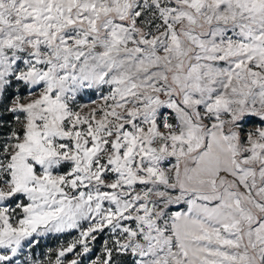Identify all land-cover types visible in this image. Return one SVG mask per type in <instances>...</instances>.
I'll list each match as a JSON object with an SVG mask.
<instances>
[{
  "label": "snow or ice",
  "instance_id": "obj_1",
  "mask_svg": "<svg viewBox=\"0 0 264 264\" xmlns=\"http://www.w3.org/2000/svg\"><path fill=\"white\" fill-rule=\"evenodd\" d=\"M0 264H264V0H0Z\"/></svg>",
  "mask_w": 264,
  "mask_h": 264
},
{
  "label": "rangeland",
  "instance_id": "obj_2",
  "mask_svg": "<svg viewBox=\"0 0 264 264\" xmlns=\"http://www.w3.org/2000/svg\"><path fill=\"white\" fill-rule=\"evenodd\" d=\"M97 97L94 95V94H90L89 96H85V97H81V101L82 102H87L89 99H96ZM259 122L257 120H252L249 122V126L250 127H254L256 126V124H258ZM72 234L67 238V239H62L61 243L59 245H56L54 247H51V249L55 250L57 247H59L61 244H67L71 239H73L77 233L75 231L71 232ZM55 235V234H54ZM51 236V235H50ZM104 239V236L102 235L100 237V239L97 240L96 242V245H95V251L98 252L99 248H100V244L102 242V240ZM49 249V247H45L43 249V252L41 251H37L35 253V255L38 257V258H43L44 256V253Z\"/></svg>",
  "mask_w": 264,
  "mask_h": 264
},
{
  "label": "trees",
  "instance_id": "obj_3",
  "mask_svg": "<svg viewBox=\"0 0 264 264\" xmlns=\"http://www.w3.org/2000/svg\"><path fill=\"white\" fill-rule=\"evenodd\" d=\"M23 91V89H21ZM72 233H66L62 235H51L43 239L40 243V246L34 250V253L37 251L43 252V249L47 246L49 248L59 245L62 239H67Z\"/></svg>",
  "mask_w": 264,
  "mask_h": 264
}]
</instances>
